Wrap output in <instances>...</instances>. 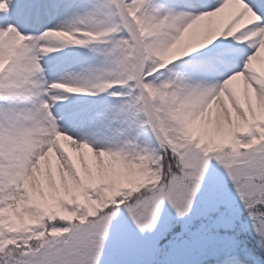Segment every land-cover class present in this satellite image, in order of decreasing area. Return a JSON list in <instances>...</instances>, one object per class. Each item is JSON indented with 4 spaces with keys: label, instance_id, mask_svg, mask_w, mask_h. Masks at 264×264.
I'll use <instances>...</instances> for the list:
<instances>
[{
    "label": "snow or ice",
    "instance_id": "obj_1",
    "mask_svg": "<svg viewBox=\"0 0 264 264\" xmlns=\"http://www.w3.org/2000/svg\"><path fill=\"white\" fill-rule=\"evenodd\" d=\"M173 257L264 264V0H0V264Z\"/></svg>",
    "mask_w": 264,
    "mask_h": 264
},
{
    "label": "rangeland",
    "instance_id": "obj_2",
    "mask_svg": "<svg viewBox=\"0 0 264 264\" xmlns=\"http://www.w3.org/2000/svg\"><path fill=\"white\" fill-rule=\"evenodd\" d=\"M51 56H52V62L54 64L58 63L62 60L69 59L66 57V52L53 53V54H51ZM71 59H79V58H71ZM168 210H169V208L165 207V209L162 212V220H161L162 226H168L167 224H165V222L163 220L164 216L168 213ZM193 210H195V208ZM199 223L200 222H198L196 225H198ZM178 226H176L175 228L173 227V229H174L173 231H175V232L180 231V225H178ZM195 259H196L195 257H173V264H185L186 261L195 260ZM205 264H210V257L205 258Z\"/></svg>",
    "mask_w": 264,
    "mask_h": 264
},
{
    "label": "trees",
    "instance_id": "obj_3",
    "mask_svg": "<svg viewBox=\"0 0 264 264\" xmlns=\"http://www.w3.org/2000/svg\"><path fill=\"white\" fill-rule=\"evenodd\" d=\"M174 216V214L172 213V211L169 209L168 210V213L164 216V218H163V220H164V222H165V224H170V225H172V229H173V227L175 228L176 226H178V224L177 223H175V221L172 219V217ZM196 222H201L199 219H197V221ZM174 230V229H173ZM171 236H169V238H170Z\"/></svg>",
    "mask_w": 264,
    "mask_h": 264
}]
</instances>
